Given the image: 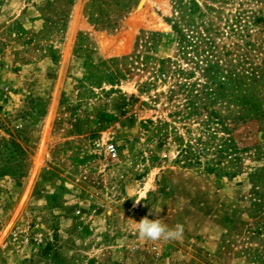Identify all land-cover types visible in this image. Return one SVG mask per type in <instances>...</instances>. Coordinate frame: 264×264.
<instances>
[{
    "label": "rangeland",
    "instance_id": "1",
    "mask_svg": "<svg viewBox=\"0 0 264 264\" xmlns=\"http://www.w3.org/2000/svg\"><path fill=\"white\" fill-rule=\"evenodd\" d=\"M0 264H264V0H0Z\"/></svg>",
    "mask_w": 264,
    "mask_h": 264
},
{
    "label": "clouds",
    "instance_id": "2",
    "mask_svg": "<svg viewBox=\"0 0 264 264\" xmlns=\"http://www.w3.org/2000/svg\"><path fill=\"white\" fill-rule=\"evenodd\" d=\"M140 202V199H136L134 207L139 205ZM153 211L159 213L160 210L153 209ZM152 214V211H150L148 215ZM134 228L141 240L151 242L178 241L183 238L184 233V226L182 224L178 223L174 227H169L164 223L163 219H149L148 216H145L139 222L134 221Z\"/></svg>",
    "mask_w": 264,
    "mask_h": 264
},
{
    "label": "built area",
    "instance_id": "3",
    "mask_svg": "<svg viewBox=\"0 0 264 264\" xmlns=\"http://www.w3.org/2000/svg\"><path fill=\"white\" fill-rule=\"evenodd\" d=\"M105 147H106V152L109 156H111L112 158L117 157V151L113 144L106 145Z\"/></svg>",
    "mask_w": 264,
    "mask_h": 264
}]
</instances>
